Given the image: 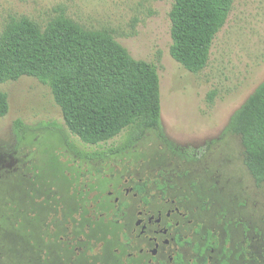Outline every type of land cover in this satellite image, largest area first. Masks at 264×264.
<instances>
[{
  "label": "rangeland",
  "instance_id": "obj_1",
  "mask_svg": "<svg viewBox=\"0 0 264 264\" xmlns=\"http://www.w3.org/2000/svg\"><path fill=\"white\" fill-rule=\"evenodd\" d=\"M173 3L0 0V34L11 17L44 28L63 13L85 29L108 30L134 59L154 65L166 140L149 129L131 146L125 132L84 143L66 127L48 86L31 76L1 83L9 109L0 117V207L12 209L15 231L12 243L0 238V264H168L174 232L155 231L175 206L187 213L171 215L188 239L183 264H221L223 257L264 264V183L256 185L246 168L240 136L226 131L264 80V0L233 1L197 73L170 55ZM16 119L24 123L19 135ZM158 211L160 225H148Z\"/></svg>",
  "mask_w": 264,
  "mask_h": 264
},
{
  "label": "trees",
  "instance_id": "obj_2",
  "mask_svg": "<svg viewBox=\"0 0 264 264\" xmlns=\"http://www.w3.org/2000/svg\"><path fill=\"white\" fill-rule=\"evenodd\" d=\"M233 1L174 0L169 12L172 58L192 73L201 71ZM22 76L49 87L66 127L84 143L98 144L125 132L131 146L149 129L166 141L156 67L134 59L108 30L85 29L63 13L44 28L27 17H11L0 34V84ZM8 109L0 91V117ZM23 128L21 120L13 122L14 134ZM226 131L240 136L246 168L256 185L264 183V80L230 116ZM11 212L0 207V238L12 243ZM206 235L209 245L214 237L209 231ZM175 261L183 264L179 254ZM221 264H227L226 258Z\"/></svg>",
  "mask_w": 264,
  "mask_h": 264
},
{
  "label": "flooded vegetation",
  "instance_id": "obj_3",
  "mask_svg": "<svg viewBox=\"0 0 264 264\" xmlns=\"http://www.w3.org/2000/svg\"><path fill=\"white\" fill-rule=\"evenodd\" d=\"M131 191V189L127 192ZM137 195V193L135 194ZM115 202L117 203L118 202V199H115ZM126 204H124L122 206V209H126ZM148 212H146L145 210H141L138 212V215L140 216H143V215H146ZM172 214H176L178 215L179 217H182V218H185L187 216V213L185 211H180L179 207L178 206H175L174 208H170L166 211L165 213V217L167 218V221L165 222V225L160 229V230H156L155 231V234H159V235H166L168 234V232L170 233V230L172 229L173 232H174V235L170 238V242L173 241L177 247V251L173 254V255H170L168 257V264H178L176 261H175V258L176 256L179 254L181 255L180 253V249L184 247V244H186V242L188 241L187 239V236H183V237H179V232L176 231V229H179L180 227V221L179 220H176L174 221L173 218L171 217ZM162 221V213L161 211H158L157 213V216L155 218L154 215H150L147 219V223L148 225L150 224H156V225H160ZM192 222L191 219H188V223ZM144 228H146V224L144 225ZM145 231V230H144ZM140 235H142L140 233ZM140 235H138V237H140ZM157 237L154 236V237H151L150 238V241L154 242V248H152L150 250V254L152 256V258H154L155 256H157L158 252H159V244H158V241H157ZM184 241V242H183ZM181 242H183V244L181 245ZM163 244L164 245H168L169 244V240L167 238H165L163 240ZM155 249V252L153 253L152 251ZM142 252V249L140 250V253ZM182 257V255H181ZM149 263H153V260L151 259L149 261ZM186 263V262H184ZM159 264H165V263H159ZM190 264V263H188Z\"/></svg>",
  "mask_w": 264,
  "mask_h": 264
},
{
  "label": "water",
  "instance_id": "obj_4",
  "mask_svg": "<svg viewBox=\"0 0 264 264\" xmlns=\"http://www.w3.org/2000/svg\"><path fill=\"white\" fill-rule=\"evenodd\" d=\"M152 252L154 253L155 252V249Z\"/></svg>",
  "mask_w": 264,
  "mask_h": 264
}]
</instances>
